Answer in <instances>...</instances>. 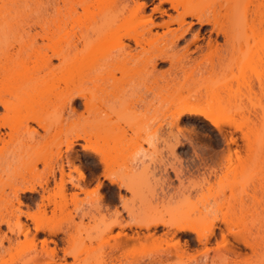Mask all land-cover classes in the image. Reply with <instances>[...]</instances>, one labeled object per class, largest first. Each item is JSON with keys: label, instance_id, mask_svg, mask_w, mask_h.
<instances>
[{"label": "bare ground", "instance_id": "6f19581e", "mask_svg": "<svg viewBox=\"0 0 264 264\" xmlns=\"http://www.w3.org/2000/svg\"><path fill=\"white\" fill-rule=\"evenodd\" d=\"M38 1H33L36 8L32 11L35 16L31 27L34 29L29 27L34 30L33 33L21 30L23 34L31 35L28 52L18 54L9 61L5 59L0 64V78L5 85L16 79H21L23 85L11 93H5L6 89L9 90L4 87V93L0 94V129L5 126L11 129L6 123L9 115L23 113L27 106L25 96L29 90L37 89H45V92L33 101L24 121L18 123L19 126L17 124L21 129H28L34 123L47 131L45 111L58 106L60 109L67 107L73 113L76 99L80 100L82 112L89 114L83 131L74 130L71 139H67L65 146L68 151L72 150V139H83L90 143L91 134H87L86 130L90 129L92 136H96L103 123L109 121L111 112L138 106L146 113H151L140 124L148 123L164 97L173 96L170 101L173 107L172 123H176L184 114H201L210 124L221 129L222 120L231 116L233 108L240 115L237 126L240 143L237 144L230 137L225 155L216 161L215 166L225 173L239 169L240 174L246 173L251 179L256 176L260 181L258 188L247 192L235 193L230 189L228 196L216 197L213 204H226L235 213H242L248 207L263 202L264 13L260 11L257 0H205L201 3H198L199 0H158L148 14H145L144 0H96L93 9L86 11L87 18L83 22L75 8L65 15L56 12L53 19L52 14L40 11L38 4L41 1ZM163 3L168 4L174 15L166 13ZM76 4L87 7L85 0H79ZM155 12L167 14V19L156 22ZM187 19L210 27V35L202 37L203 42L190 52L187 45L182 51L177 49L179 40L188 28L186 25L190 21ZM173 24L176 27H172ZM120 31L122 33L118 34ZM91 35L95 36L96 43L93 49L87 51L89 47L86 48L85 43ZM219 36L222 38L221 43L218 42ZM37 38L41 43L45 42L39 45ZM198 38L195 33L194 39ZM193 52L205 58L200 60L192 57ZM159 62H167L168 69L158 72L156 66ZM234 67L239 69V79L235 88H230L226 76L216 75L215 71L222 69L227 72ZM97 92L102 96L97 95ZM145 94L149 97H144ZM204 96H219L211 110L197 108V103ZM12 97L21 99L15 104ZM224 123L233 124L235 121L229 118ZM5 134L0 130V144H3ZM155 135L154 130L147 140L148 146L154 151L152 153L157 148ZM37 136L41 135L36 131L31 134L32 146L37 145ZM234 143L236 149L230 148L229 145ZM91 149L97 154L104 178L111 184L115 183L118 190L124 189L131 194L125 200L120 196L126 217L116 213L111 220L96 222L88 213L85 215L88 219L87 228L82 231V228L71 221H64L60 216L64 209L62 202L68 192L67 183L81 192L87 190L84 174L73 165L74 157L71 154L66 153L64 159L58 156L56 168L50 167L44 173L38 174L33 170L19 172L8 180L3 179L1 174L4 168L2 159L6 158L2 155L0 229L4 225L9 235L3 233L0 236V264H9L6 256L26 243L35 253L33 264H156L163 259L184 254L182 246L189 245L191 240L184 238L181 245L183 234H193L194 240L204 248L213 231L204 230L199 215L193 214L194 209L188 208L178 218L163 214L161 203L157 197H153L154 194H135L138 186L145 181L141 174L130 179L107 176V171L116 163L112 147ZM250 159L255 160L248 167ZM64 162L69 169L73 167L72 170L78 172V182H84L81 186L73 182L69 172H65ZM98 187H101V181L97 179L95 189ZM78 190L76 192L79 193ZM71 193V200H75L78 193ZM253 219V225L264 232V217ZM30 224L35 232L41 231L49 237L40 239L38 245L35 233L28 236ZM124 225L132 231L130 234L122 231ZM116 227L120 231L111 236V243L106 241L108 252L103 251L105 255L98 257L93 255L88 246L93 233L103 240ZM239 236L240 241L247 246V237L242 234ZM173 239V246L162 250H143L140 245ZM134 245H140L142 249L137 248V252L133 250L134 254L131 255L129 250L135 249ZM248 246H251L249 241ZM199 250L196 255L189 256L187 261L183 260V264H208V252ZM232 252L235 254L234 250Z\"/></svg>", "mask_w": 264, "mask_h": 264}, {"label": "rangeland", "instance_id": "374dc122", "mask_svg": "<svg viewBox=\"0 0 264 264\" xmlns=\"http://www.w3.org/2000/svg\"><path fill=\"white\" fill-rule=\"evenodd\" d=\"M33 1L0 0V64L5 59L9 61L15 59L18 54L24 55L28 52L31 35L23 34L21 30L23 29L31 34L34 31L30 30V28L34 29L31 27L35 16L32 11L34 7L36 8ZM39 1H41L38 4L40 11L47 12L48 15L49 13L52 14L53 19L56 17L54 16L56 12H59L60 15H65L75 8V12L82 20L81 22H83L87 18L86 11L93 9L92 6L96 0H85L86 8L76 4L79 0ZM144 1L146 2L145 14L150 13L151 8L158 3V0ZM204 1L199 0L198 3ZM257 3L260 11L264 13V0H257ZM162 6L167 14L174 15L167 3H163ZM15 11H17L16 14ZM154 14L157 16L156 22L161 21V19H167V14L160 15L158 12ZM187 21H190L186 25L188 28L183 38L179 40L177 49L182 51L187 45L190 52L195 46L203 42L202 37L206 38L210 35V27L190 19H187ZM172 27H176V25L173 24ZM36 28L38 29V27ZM121 33V31L118 32V34ZM195 33L198 34V39H194ZM211 35L214 37V33ZM218 42H222L221 36L218 37ZM40 43L41 40L37 38V44L40 45ZM95 43V36L91 35L90 39L85 43L86 48L89 47L87 51L93 49ZM197 55L198 53H191L192 57L199 59L200 57ZM204 58L205 56H202L200 60ZM53 62L55 63L56 61L53 60ZM156 69L158 72H164L168 69V63L159 62ZM215 72L216 75L226 76L228 87L235 88L239 79L238 68L234 67L227 72L217 69ZM20 80H12L5 85L0 78V94L4 93V87L9 90L7 91L6 89L5 93L21 89L23 85ZM43 92H45V89L29 90L28 95L25 96L27 98L26 110L21 114L15 112L9 115L6 123L11 129L6 126L0 129L1 132L7 133L4 135L3 144H0V156H6L5 159H2L4 168L1 170V174L3 179L8 180L14 174L19 172L26 173L31 170L38 174L44 173L50 167L56 168L55 160L58 156L61 155L64 159L67 155L66 153L71 154L74 157L73 165L76 168L78 167V171L80 170L84 174V182L87 183H85V189L87 190L84 191L86 193L83 191L82 193L81 190L77 189L80 191L78 193L75 187L67 183L68 192L62 202L64 209L60 216L64 221H71L84 231L83 229L87 228L86 223L88 221L85 215L88 213L96 222L111 220L116 213L126 217L122 199H129L131 194L124 189L118 190L115 183L111 184L109 180L104 178L97 154L91 149L92 147H101L103 149L112 147V155L116 163L107 171V176L113 179H130L141 174L145 181L138 186L135 192L136 195L143 196L148 194L147 196H151L154 194L153 197H157L161 203L163 214L171 215L174 218H178L188 208H192L194 209L193 214L199 215V220L203 221L204 230L212 229L213 231L204 248L194 240L193 234L181 235V245L184 238L191 240L189 245L182 246V249L185 250V252L183 251L184 254L180 257L163 259L156 264H180V262L183 264V260L187 261L189 256L196 255L199 249V252L202 249V251L208 252V264H259V262H264V232L262 230L259 231L253 225V217H264V198L261 204L250 206L242 213H235L226 204L219 206L213 204V200L216 197L221 195L228 196L230 189L235 193L247 192L258 188V182L260 181L256 176L251 179L246 173L240 174L239 169L225 173L215 166L216 161L225 155L230 137L237 144L240 143V132L237 128L240 115L237 110L235 111L232 108L231 116L229 117L235 123H224V121L229 119L227 117L228 119L222 120L221 129L214 127L201 114H184L176 123H172L173 107L170 101L173 96H168L159 101L157 104L158 110L154 117L148 120V123L140 124L141 120H145L151 113H146L138 106L127 108L120 112H111L109 121H105V124L103 123L104 126L99 129L96 136H92L93 132L90 129L86 130L87 134H91L90 143L83 139H72V150L68 151L65 146L67 139H71L74 130L83 131L82 127L89 120V114L82 112L79 99H76V103L73 105L75 108L73 113H70L67 107L63 109L58 106L49 107L44 114L45 122L48 125L47 131H44L43 128L38 127L34 123H31L28 129L18 127V123L23 122L30 113L33 101ZM18 94L22 95L23 93L19 92ZM97 95L102 96L100 92H97ZM144 97L148 98L149 95L145 94ZM20 99L12 97V102L16 104ZM218 99L219 96H204L197 103V108L207 111L211 110L212 104ZM235 103L236 101L233 102L234 105ZM0 111H2L1 108ZM154 130L156 131L154 141L157 148L155 153H152L154 151L148 146L147 140ZM35 131L41 136L35 138L37 145L32 146L34 144L31 143V134ZM229 147L236 149L237 146L234 143L230 144ZM7 160L9 161L8 165H6ZM254 160L250 159L247 162V166H251ZM72 168L69 169L64 162L65 172L70 173L72 180L74 179L73 182L82 185L84 182L81 180L78 182V172L72 170ZM175 173H177V176ZM97 179L101 181V187L95 189ZM261 186L264 187V178ZM72 191L78 193L74 197L76 198L75 200H71L73 196L71 197L70 193ZM120 196H123L122 199ZM34 197L37 198V195H34ZM202 204H205V206H202ZM225 220L227 225L224 223ZM90 224H93V222H90ZM117 231H120V229L114 228L109 237L103 240L93 233V239L88 244L92 249L93 255L98 257L103 251L108 252L106 241L108 240L111 243V236ZM122 231L128 234L132 232L125 225ZM3 233L9 235L6 227L1 225L0 236ZM29 233L28 236L36 234L35 238L37 239L35 241H37L38 245L40 239L49 237L41 231L35 232L31 224ZM239 234L247 237V246L246 244L244 245L245 242L242 243L240 241ZM19 238L20 240L23 239L22 236ZM248 241L251 246H248ZM174 242L175 239L172 241L157 240L155 243L152 242V244L150 242L140 245L143 250H162L173 246ZM140 245H136L137 247L135 245V247L132 246L135 249H128L132 252L131 255L134 254L133 250L142 249V247H139ZM128 250H126V253ZM232 250L235 251V254H233ZM34 254L30 245L26 243L19 249H13L10 256L7 255L6 258H9V264H33Z\"/></svg>", "mask_w": 264, "mask_h": 264}]
</instances>
